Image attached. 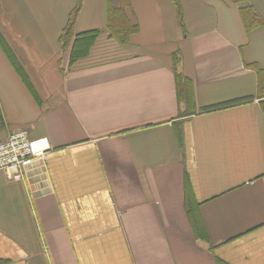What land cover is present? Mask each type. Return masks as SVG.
Listing matches in <instances>:
<instances>
[{
	"label": "crops",
	"instance_id": "0c3cea01",
	"mask_svg": "<svg viewBox=\"0 0 264 264\" xmlns=\"http://www.w3.org/2000/svg\"><path fill=\"white\" fill-rule=\"evenodd\" d=\"M107 3L82 0L74 34L100 35L70 65L76 0H0L36 94L0 47V142L25 130L45 150L19 183L0 172V264H264V0H179L183 28L168 0H130L126 45Z\"/></svg>",
	"mask_w": 264,
	"mask_h": 264
},
{
	"label": "trees",
	"instance_id": "16d2710c",
	"mask_svg": "<svg viewBox=\"0 0 264 264\" xmlns=\"http://www.w3.org/2000/svg\"><path fill=\"white\" fill-rule=\"evenodd\" d=\"M168 1L176 12V18L178 24L183 28V12L179 0H168ZM230 1L234 4H239V3H247L252 0H230ZM118 4H119L118 7H114L112 4V0H108L106 33L110 38L114 39L118 44L126 45L129 43L130 37L138 32V27L136 25L131 24L125 13V8L129 6L130 0H119ZM81 5H82V0H76V4L68 16V22L65 28L62 30L61 35L59 37V44L62 51H67V50L69 51L70 65H73L78 60L87 57L91 47L93 46L97 37L100 35L99 30H90L80 34H74L73 27L76 17L81 8ZM242 11H243L242 17L246 30L249 31L254 27H257L262 22L258 17V15L251 9H244ZM0 47L4 52V54L6 55V57L8 58V60L11 62L12 66L14 67L20 78L23 80L27 89L34 97H36L35 92L30 86L26 76L22 72V69L17 63L11 49L5 43L1 33H0ZM173 67L175 72V81H176L178 97L180 100H182L185 103V105L190 110V112H194L191 84L181 75L177 74L175 58H174ZM260 96L264 97V94L261 93V88H260ZM240 102L241 101H239V103ZM225 106L226 105L224 104V105L213 106L210 108H202L199 110V113L207 112L210 110L221 109ZM3 127H4V121L0 110V129H3ZM194 224H196L195 220H194Z\"/></svg>",
	"mask_w": 264,
	"mask_h": 264
},
{
	"label": "built area",
	"instance_id": "2783aa9c",
	"mask_svg": "<svg viewBox=\"0 0 264 264\" xmlns=\"http://www.w3.org/2000/svg\"><path fill=\"white\" fill-rule=\"evenodd\" d=\"M45 150L30 140L25 130L12 133L0 142V172L15 183L24 178V166L31 160L44 158Z\"/></svg>",
	"mask_w": 264,
	"mask_h": 264
},
{
	"label": "rangeland",
	"instance_id": "374dc122",
	"mask_svg": "<svg viewBox=\"0 0 264 264\" xmlns=\"http://www.w3.org/2000/svg\"><path fill=\"white\" fill-rule=\"evenodd\" d=\"M1 12V11H0Z\"/></svg>",
	"mask_w": 264,
	"mask_h": 264
}]
</instances>
